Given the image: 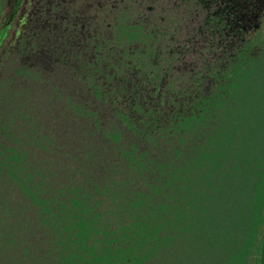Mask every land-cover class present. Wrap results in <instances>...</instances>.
<instances>
[{"label": "trees", "instance_id": "trees-1", "mask_svg": "<svg viewBox=\"0 0 264 264\" xmlns=\"http://www.w3.org/2000/svg\"><path fill=\"white\" fill-rule=\"evenodd\" d=\"M22 1L11 15L0 1L2 48L19 20L30 56L0 62V264H264V54L246 53L224 25L238 0H35L15 19ZM46 44L51 61H36ZM187 58L214 75L225 65L200 124L188 114L169 125L150 107L133 132L58 118L37 152L15 136L40 72L44 89L62 63L93 87L128 70L172 71L177 85L193 80ZM164 131L171 139L157 142Z\"/></svg>", "mask_w": 264, "mask_h": 264}, {"label": "flooded vegetation", "instance_id": "flooded-vegetation-1", "mask_svg": "<svg viewBox=\"0 0 264 264\" xmlns=\"http://www.w3.org/2000/svg\"><path fill=\"white\" fill-rule=\"evenodd\" d=\"M28 5L34 7L36 5L35 0H23L16 12L15 19H18V15L26 13ZM13 9L12 0H8V7H3L2 12L5 14L7 10L11 15ZM32 11L30 10L29 13L37 12ZM225 11L224 25L227 24L229 28V23L231 21L234 23L232 31L234 36L239 39L242 49L245 47L246 53L255 56L264 54V0H238L232 8L225 9ZM0 17L2 18V16ZM231 17L233 18L231 19ZM23 26L25 25H21L19 20H16L11 36L13 43L8 40L7 47L2 48L4 40L6 41L4 39L0 44L2 48L0 62L5 60L7 53L14 50H18L24 55L21 56L22 59H29V54H25L26 46H23L21 42L24 35ZM222 29L223 32L219 33V36L229 38L231 25L229 30H226L225 27ZM134 47L136 48L137 45ZM128 48L131 47L124 46L120 51L125 53ZM32 51V57L36 61L41 63L51 61L53 55L51 45L46 44L40 48H34ZM133 51L135 50H131V52ZM226 57V63H228L230 54ZM179 64L183 65L185 71L194 70L192 73L193 80L190 83L181 82L174 85L172 71L163 70V72L158 71L149 75L147 72L128 70V72L115 78V86H110L108 82H106L107 86H103L102 83L98 82L99 86L93 87L88 85L86 73H82L76 77L77 82L74 90L64 92L62 96H59V93L54 91L55 87L51 77L50 85L46 89L38 87L30 98L29 96L23 97L24 106L27 108L34 106L35 110L25 112V108L21 107V111L17 113L18 116L14 118L15 124L13 125L12 122L10 127L12 128L13 125L14 129H12L16 130L17 139L22 140V142L36 143L34 149L37 152V150L43 151L41 143H53L55 141L58 118H62L67 127L71 124L81 127L89 122L95 129L102 126L101 128L108 130L107 125H110L111 132L114 123L118 122L129 132H133L134 117L141 118V108L146 110L151 107L156 110V114L150 118H160L159 121L163 120L169 125L175 124L180 115L187 116L188 114H195L198 124H200L201 118L199 117L206 107L204 100L219 89L221 83L219 77L225 74L223 73L225 65L222 64L217 69V74L214 75L205 70L201 71L197 62L191 58L180 61ZM180 65L179 68H181ZM2 73L3 70H0V77H3ZM17 73L20 76L24 75L22 71H17ZM99 77H103V75ZM220 92L223 93L224 90L222 89ZM2 112L5 118L12 117V113H8V109ZM162 134L164 136H160L161 133L156 135L157 142H165L171 139V136L165 135L166 131ZM6 138L11 139L12 137L7 136Z\"/></svg>", "mask_w": 264, "mask_h": 264}, {"label": "rangeland", "instance_id": "rangeland-1", "mask_svg": "<svg viewBox=\"0 0 264 264\" xmlns=\"http://www.w3.org/2000/svg\"><path fill=\"white\" fill-rule=\"evenodd\" d=\"M1 1V0H0ZM13 31V23L11 24V26L9 27L8 29V32L9 34H11V32ZM6 39V38H5ZM21 62V59L19 60L18 64L16 66H19ZM36 72L35 71H32L30 72V74L27 76L26 74V71H24V75L23 77L26 78V77H34L36 76ZM74 71L73 69L71 68L70 70V66L69 64H66V63H62L56 70L55 74H54V80L57 84L54 85V91L56 93H64V92H68V91H73L74 90V86L77 82L75 76H74ZM39 79H35L34 82L36 83V86L35 87H32L33 88V93L35 92V90H37L38 88V84L40 83V81L42 80V75H44V73H39ZM77 75V74H76ZM32 80V79H30ZM115 80V78L113 79ZM30 102V101H29ZM31 103V102H30Z\"/></svg>", "mask_w": 264, "mask_h": 264}]
</instances>
